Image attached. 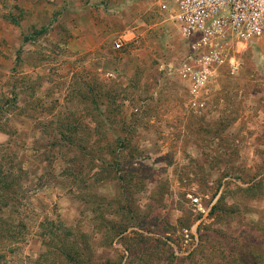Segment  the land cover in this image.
Returning <instances> with one entry per match:
<instances>
[{"label": "rangeland", "instance_id": "1", "mask_svg": "<svg viewBox=\"0 0 264 264\" xmlns=\"http://www.w3.org/2000/svg\"><path fill=\"white\" fill-rule=\"evenodd\" d=\"M187 52L154 0H0V264H264V48L199 97Z\"/></svg>", "mask_w": 264, "mask_h": 264}, {"label": "built area", "instance_id": "2", "mask_svg": "<svg viewBox=\"0 0 264 264\" xmlns=\"http://www.w3.org/2000/svg\"><path fill=\"white\" fill-rule=\"evenodd\" d=\"M154 1L188 44L179 75L196 97L222 69L233 75L241 70V50L249 45L264 48V0ZM115 46L122 48L123 40Z\"/></svg>", "mask_w": 264, "mask_h": 264}]
</instances>
